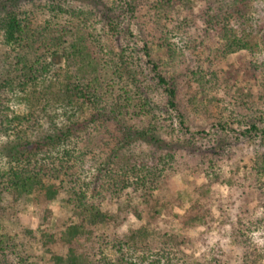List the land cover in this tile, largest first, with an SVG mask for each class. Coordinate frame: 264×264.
<instances>
[{"label": "trees", "instance_id": "1", "mask_svg": "<svg viewBox=\"0 0 264 264\" xmlns=\"http://www.w3.org/2000/svg\"><path fill=\"white\" fill-rule=\"evenodd\" d=\"M25 1L0 0V135L11 130L3 99L15 89L57 83L54 113L60 114L52 125L45 122L50 129L37 138L19 137L1 152L0 195L9 194L10 201L4 206L0 199V217L14 213L22 198H32L43 219L35 235L47 252L57 246L62 251L51 256L53 264H103L104 245L95 229L130 216L139 225L112 238L121 264H262L254 234L264 231V27L252 44L250 33L241 36L235 25L252 29L262 19L264 26V0L258 16L255 0H205L198 15L204 25L200 44L213 43L204 62L184 68L182 53L165 36L146 39L131 27L137 9L130 0H78L86 9L51 1L49 12L70 18L44 24L24 9ZM146 1L158 17H171L177 5L193 11L191 0ZM91 16L107 33L85 26ZM239 52L252 56L242 69H219ZM202 121L214 136L192 129ZM231 132L236 140L259 145L241 173L233 169L225 176L220 163L232 144L223 135ZM177 149L195 154L206 178L181 213H173L184 205L181 197L165 192L168 179L180 172ZM86 154L91 164L84 166L92 174L87 182L75 171ZM105 178L109 199H123L114 213L87 197L93 185L95 198L104 200L97 183ZM55 201L70 215L54 218ZM163 216L167 223L177 221L179 230L162 227ZM197 226L203 232L191 236L188 229ZM215 226L227 230L233 248L218 244L206 253L187 252L193 241L206 242ZM10 238L0 240V264L10 262Z\"/></svg>", "mask_w": 264, "mask_h": 264}, {"label": "rangeland", "instance_id": "2", "mask_svg": "<svg viewBox=\"0 0 264 264\" xmlns=\"http://www.w3.org/2000/svg\"><path fill=\"white\" fill-rule=\"evenodd\" d=\"M51 1H57L62 4V6H64L65 3L69 1L70 6L74 8L80 7L82 9H86L84 5H79L78 0H26L24 2L25 4H23V7L27 11H30L31 15L42 24L46 22L56 23L59 20L64 21L70 18V16L60 12L56 14L49 12L48 7ZM133 1L130 0V2L136 5L137 10L134 13L135 18L131 19V27L135 30V32L138 33V30H141L142 34L146 36V39L147 37L151 39L150 35L156 33L157 35L165 36L175 46L177 53H182V55L179 57V66L182 68L186 67L187 65L197 66L201 64V62L207 56L208 47H210L213 43V41L207 39V41L204 42V45L200 44V40L204 36V25L199 20L198 15L199 11L205 5V0H191L193 7V11L191 13L177 5L176 11L173 12L172 16L166 18L155 15V10L146 0ZM253 9L256 10L257 16L260 15V10L262 9V0H255ZM92 17L93 16H91L90 20L85 26L91 31L94 28L93 31L96 34L104 35V33H107V27H104V32L101 31V27H103V25L98 22L97 18ZM260 17H262V15ZM261 20L262 19H259V21L256 22L257 25H255V23L252 29H250V25L243 27L241 24L237 27L235 25V28L239 31L238 33L241 34V36H245V34L249 32L250 35H248L250 38V43H258L260 38L259 36L263 33L264 27ZM186 22L188 26H186L187 24L184 25ZM89 26H91V28ZM106 38L107 37L105 35L104 39ZM139 43L141 45V42ZM258 53H260V51L257 48L253 60L257 59ZM250 59H252V56H249L248 53L239 52L226 59L224 62L227 64H219V69L221 70L223 68L225 71H235L237 69H242L243 65ZM57 89V83H40V85L38 83L37 86L30 87L27 91L15 89L7 94V97L3 99V105L11 130H9L7 134L0 135V156L1 152L4 153L10 144L19 142V137L34 139L43 133L42 131L50 129L48 127V123L51 122L52 125V122L57 120V117H59L60 114L54 113L57 106L54 100V93ZM16 116H18L20 120H17ZM210 128L211 127L208 125V123L204 121L198 122L192 127V129L195 131L201 129L209 131L208 137H211V135L214 136V130ZM218 137L220 136L217 135L216 138ZM223 138L225 139V144L228 145L230 142L232 144V146L228 148L229 151L223 156V164L220 163L224 175L229 176L233 169H238V171L241 173L243 165L249 161L253 150L259 145L258 142H256L257 140L252 142L236 140L232 132L223 135ZM143 149L146 154L144 145ZM94 152H98V150L95 149ZM154 152L156 155H158L161 151L154 150ZM151 154L153 155V153ZM175 155L177 159L176 163H178L180 167V172L178 175L172 176V178L168 179L165 192L166 194L178 195L181 197L184 205L182 207H177L176 210H173V213H181L188 201L200 195L198 190L201 188L200 185L204 180H206V178L204 174L199 173L200 167H197L198 158L195 154L192 152H186L183 149H177L175 151ZM89 159L90 154H86L84 156L85 162L82 163L80 160L79 163L76 162L78 164L75 167V171L79 173L81 176L80 178L85 182L92 179L91 172L86 170L87 167L84 166H89L91 164L90 162H87ZM145 159L148 162H152L149 157H146V155ZM0 165L4 167V164L0 163ZM193 169H195V172L192 171ZM214 170H217V167H214ZM107 181L108 178H105L103 181H99L97 183L98 190L100 192L102 191L101 194L105 195L103 201L95 198L96 194L94 195V193H96V191H93V185L89 191H87V197L89 201L93 199L91 201L95 200L96 202L100 203L101 208L109 211L110 213H114L118 210L119 206H121L123 199L120 201H116V199H109L107 192L110 190L108 189L104 192L105 188L107 189ZM213 187L218 186L215 185ZM101 188L104 189L102 190ZM221 191L223 195L220 197L222 200H224L223 196L227 191L225 185L221 187ZM0 199L3 205L6 206L10 201V195L1 194ZM19 203V207L14 213L6 210L3 214H1L0 217V240L6 242V239L11 237L9 240L10 247H6V256L8 261H10L9 264H19L20 260L18 258L20 257L25 259L28 264L33 262H37V264H53L51 261V256L54 254H59L62 251L58 250L59 246H57L49 250L51 253L47 252L39 242H43V240H41L38 234L35 235L38 224L43 220L38 216L36 210L34 209L37 203L29 197L22 198ZM51 208L52 216L54 218L58 217L59 219H62L70 215L68 213L69 209L63 207L60 201H55V203L51 205ZM10 213H12V215H10ZM161 219L158 220V223L162 227H171L177 231L179 230L180 226L178 225L177 221L173 220L171 223H167L164 219V216L161 217ZM118 223L119 221L114 223L111 222L106 227L100 226L95 229V235H98L99 238H102L101 240L99 239L96 241L104 245V247H102V254L106 255V259L102 261L103 264H121L119 260L120 254L112 247L115 245V242L112 240V238H114V235L122 237V235L125 234L129 228H134L139 225V221L134 216H130L127 220H121L119 223L120 225H118ZM188 230L191 236L198 237L200 233L203 232V227L201 228L197 226ZM227 235V230L215 226L209 229L207 232V246L205 245L206 242L197 243L196 241H193V246L189 247L187 252L195 251L196 255L201 252L206 253L210 247L215 248L218 244L224 249H231L233 246L230 243ZM254 240L255 245L259 250L260 256H262L260 261L262 264H264V231L254 234ZM11 250L15 251L17 256L12 254ZM97 257H99L98 254ZM161 264L169 263L161 260Z\"/></svg>", "mask_w": 264, "mask_h": 264}]
</instances>
